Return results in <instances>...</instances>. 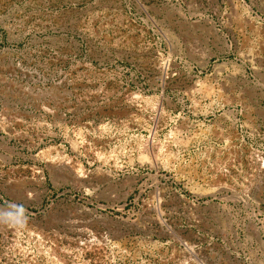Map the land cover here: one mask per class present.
<instances>
[{"label": "rangeland", "instance_id": "1", "mask_svg": "<svg viewBox=\"0 0 264 264\" xmlns=\"http://www.w3.org/2000/svg\"><path fill=\"white\" fill-rule=\"evenodd\" d=\"M0 264H264V0H0Z\"/></svg>", "mask_w": 264, "mask_h": 264}, {"label": "clouds", "instance_id": "2", "mask_svg": "<svg viewBox=\"0 0 264 264\" xmlns=\"http://www.w3.org/2000/svg\"><path fill=\"white\" fill-rule=\"evenodd\" d=\"M30 214L27 209L17 203H8L0 208V226L22 229L29 221Z\"/></svg>", "mask_w": 264, "mask_h": 264}]
</instances>
